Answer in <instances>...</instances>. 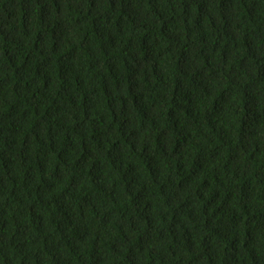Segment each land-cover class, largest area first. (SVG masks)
<instances>
[{
	"label": "trees",
	"instance_id": "obj_1",
	"mask_svg": "<svg viewBox=\"0 0 264 264\" xmlns=\"http://www.w3.org/2000/svg\"><path fill=\"white\" fill-rule=\"evenodd\" d=\"M0 264H264V0H0Z\"/></svg>",
	"mask_w": 264,
	"mask_h": 264
}]
</instances>
